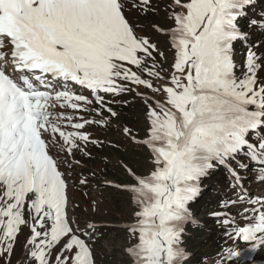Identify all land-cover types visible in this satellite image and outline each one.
I'll return each mask as SVG.
<instances>
[{"label": "snow or ice", "instance_id": "1", "mask_svg": "<svg viewBox=\"0 0 264 264\" xmlns=\"http://www.w3.org/2000/svg\"><path fill=\"white\" fill-rule=\"evenodd\" d=\"M105 149L127 182L103 183L132 208L114 264H193L189 228L213 220L250 245L216 264H254L264 196L245 185L264 184V0H0V264L18 247L16 264H98L104 233L81 226L71 193ZM221 172L225 198L202 223L193 210Z\"/></svg>", "mask_w": 264, "mask_h": 264}, {"label": "rangeland", "instance_id": "2", "mask_svg": "<svg viewBox=\"0 0 264 264\" xmlns=\"http://www.w3.org/2000/svg\"><path fill=\"white\" fill-rule=\"evenodd\" d=\"M259 12H257V16ZM239 51L237 59H239ZM131 99V97H129ZM54 111L59 112L61 109L57 108ZM136 109L129 110L128 119L135 122L133 113ZM89 131H93L95 135L105 134L103 132H97L93 128H89ZM55 151V150H54ZM94 159L87 164V167L83 170L85 175L90 178V185L81 189L77 183V187L71 193L72 199L76 204H79V209L76 210L75 215L78 221L81 222L83 227V221L85 218L90 219L96 223L100 232L104 233L103 239L97 245L98 264H114V260L118 261L122 258L120 249L122 247V233L115 231V229L121 227L123 222L127 221L131 215L132 208L129 204V195L123 191H116L109 189L103 184L105 178L111 179L115 182L125 181V175L117 164V157L114 153H111L108 149L103 152L93 150ZM105 154L111 157V163L108 164L105 169ZM101 156L103 158H99ZM79 157V154L77 155ZM146 165L143 161L138 164L139 171H144ZM92 170H95L97 175L95 178L90 177ZM249 175H252L251 173ZM220 181V183H217ZM127 182V181H125ZM226 182V174L219 173L216 179L212 182L214 187L209 192L208 196L201 201L199 205L193 210L198 215V219L202 223L212 220L208 215V212L204 211V207L211 200H214L219 195L220 200L225 198L226 189L223 188V183ZM245 188L249 189L253 197L264 196V184L258 183L255 179L250 180ZM87 193V195H85ZM95 201L97 208L96 212L91 211L92 202ZM220 207V202L217 200L214 204H211V209H217ZM88 209V211H85ZM238 223L244 224L246 221L240 218ZM101 225V227H99ZM101 228V229H100ZM113 238L115 243L113 244ZM187 239V247L194 256L193 264H216L219 254L222 249L234 247L237 250H244L247 253V249L250 245L243 241L229 240L220 229L215 221L209 225L208 228L197 229L195 227L189 228ZM19 247L17 248L16 257L13 258V264H16L17 258L21 255ZM254 264H264V250H258L256 253H250ZM114 258V260H113ZM226 264H234V262H226ZM244 264H250L245 260Z\"/></svg>", "mask_w": 264, "mask_h": 264}, {"label": "crops", "instance_id": "3", "mask_svg": "<svg viewBox=\"0 0 264 264\" xmlns=\"http://www.w3.org/2000/svg\"><path fill=\"white\" fill-rule=\"evenodd\" d=\"M98 136H100L101 137V135L99 134ZM99 158H103V157H101V156H98Z\"/></svg>", "mask_w": 264, "mask_h": 264}, {"label": "trees", "instance_id": "4", "mask_svg": "<svg viewBox=\"0 0 264 264\" xmlns=\"http://www.w3.org/2000/svg\"><path fill=\"white\" fill-rule=\"evenodd\" d=\"M100 227H101V226H100ZM101 228H102V227H101ZM101 228H100V229H101Z\"/></svg>", "mask_w": 264, "mask_h": 264}]
</instances>
